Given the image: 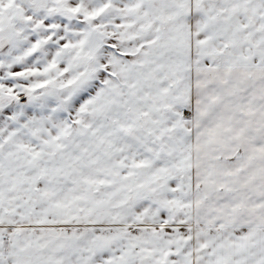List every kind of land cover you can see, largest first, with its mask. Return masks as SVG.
<instances>
[{
	"label": "snow or ice",
	"instance_id": "snow-or-ice-1",
	"mask_svg": "<svg viewBox=\"0 0 264 264\" xmlns=\"http://www.w3.org/2000/svg\"><path fill=\"white\" fill-rule=\"evenodd\" d=\"M0 264H264V0H0Z\"/></svg>",
	"mask_w": 264,
	"mask_h": 264
}]
</instances>
